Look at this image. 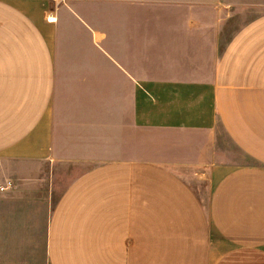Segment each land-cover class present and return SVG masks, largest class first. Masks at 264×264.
I'll return each instance as SVG.
<instances>
[{
    "label": "crops",
    "instance_id": "obj_1",
    "mask_svg": "<svg viewBox=\"0 0 264 264\" xmlns=\"http://www.w3.org/2000/svg\"><path fill=\"white\" fill-rule=\"evenodd\" d=\"M128 1L0 0V264H264V14L220 49Z\"/></svg>",
    "mask_w": 264,
    "mask_h": 264
},
{
    "label": "rangeland",
    "instance_id": "obj_2",
    "mask_svg": "<svg viewBox=\"0 0 264 264\" xmlns=\"http://www.w3.org/2000/svg\"><path fill=\"white\" fill-rule=\"evenodd\" d=\"M105 1L103 0V4ZM66 3L69 2L65 0L61 5V12H65ZM128 4L135 15L142 12L150 13V25L155 35L166 29H181L198 25L199 28L208 27L220 31L219 36H216L220 39V49L238 29L264 14V0H129ZM103 7L108 10L110 8L105 4ZM153 139L158 140L159 137L152 136ZM161 139H163L162 136ZM157 144L158 142L151 143L152 152L158 151ZM216 145L215 157L223 170L239 166L248 160L229 141L221 128L218 129ZM136 152L142 153V150L137 149ZM180 172L183 170L181 169ZM183 175L188 183L194 185L198 191L201 190L202 197L207 199L214 183L211 172L209 176L199 179L192 174L191 169L185 170Z\"/></svg>",
    "mask_w": 264,
    "mask_h": 264
},
{
    "label": "built area",
    "instance_id": "obj_3",
    "mask_svg": "<svg viewBox=\"0 0 264 264\" xmlns=\"http://www.w3.org/2000/svg\"><path fill=\"white\" fill-rule=\"evenodd\" d=\"M9 186H11V182H7L5 186L0 188V190H4V189L8 188Z\"/></svg>",
    "mask_w": 264,
    "mask_h": 264
}]
</instances>
